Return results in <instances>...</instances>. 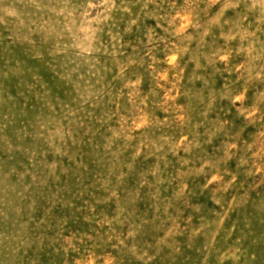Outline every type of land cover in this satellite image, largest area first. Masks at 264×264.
I'll return each mask as SVG.
<instances>
[{"label":"rangeland","instance_id":"rangeland-1","mask_svg":"<svg viewBox=\"0 0 264 264\" xmlns=\"http://www.w3.org/2000/svg\"><path fill=\"white\" fill-rule=\"evenodd\" d=\"M0 264H264V0H0Z\"/></svg>","mask_w":264,"mask_h":264}]
</instances>
